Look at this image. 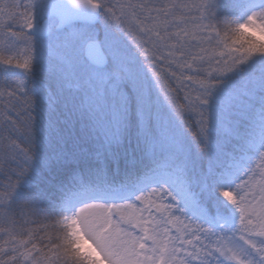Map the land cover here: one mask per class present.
Masks as SVG:
<instances>
[{"label": "snow or ice", "instance_id": "snow-or-ice-1", "mask_svg": "<svg viewBox=\"0 0 264 264\" xmlns=\"http://www.w3.org/2000/svg\"><path fill=\"white\" fill-rule=\"evenodd\" d=\"M0 264H264V0H0Z\"/></svg>", "mask_w": 264, "mask_h": 264}, {"label": "trees", "instance_id": "trees-1", "mask_svg": "<svg viewBox=\"0 0 264 264\" xmlns=\"http://www.w3.org/2000/svg\"><path fill=\"white\" fill-rule=\"evenodd\" d=\"M4 78V74L0 73V80H2Z\"/></svg>", "mask_w": 264, "mask_h": 264}]
</instances>
